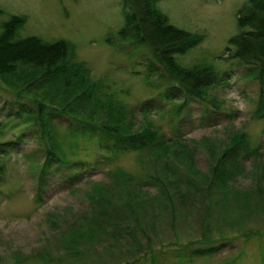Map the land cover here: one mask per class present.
Masks as SVG:
<instances>
[{"label":"rangeland","instance_id":"obj_1","mask_svg":"<svg viewBox=\"0 0 264 264\" xmlns=\"http://www.w3.org/2000/svg\"><path fill=\"white\" fill-rule=\"evenodd\" d=\"M156 1L168 23L202 36L176 61L223 74L203 98L170 80L147 47L120 38L123 0H0V28L20 15L18 37L66 40L73 59L85 63L98 91L82 117L99 124L125 118L132 130L152 124L169 144L126 141L120 149L110 134H91L56 116L70 169L50 171L41 189L38 170L49 142L37 103L60 107L62 93L44 87L33 95L31 87L17 95L0 77V264H264V93L254 65L234 58V46L226 49L246 0ZM235 139L242 144L233 145ZM221 164L222 178L215 175ZM194 173L210 181L208 215L195 211L199 200L181 208L177 190L196 180ZM116 204L126 210L110 209L95 223L103 207ZM112 224L133 228L140 246L115 241ZM205 236L222 247L192 256ZM147 248L153 252L141 251Z\"/></svg>","mask_w":264,"mask_h":264},{"label":"trees","instance_id":"obj_2","mask_svg":"<svg viewBox=\"0 0 264 264\" xmlns=\"http://www.w3.org/2000/svg\"><path fill=\"white\" fill-rule=\"evenodd\" d=\"M154 1L123 0L122 12L125 16L123 27L119 31L120 38L147 47L155 60L165 68L170 80L178 82L189 96L203 98L206 89L217 83L219 79L222 81L223 77L208 66L197 64L183 66L176 61V55L184 54L199 41L198 35L169 24L166 17L155 7ZM125 6L128 7V10L125 9ZM21 22L22 18L17 15L13 16L11 20L2 22L0 28V77L11 86V91L16 92L19 88L17 95L23 90H29L31 87L34 90L31 91L33 95L44 87L54 88L58 93H62L58 97L60 107L46 104L43 102L45 99L39 100L37 103L38 123L43 133L47 134L46 139L49 142L46 156L38 170L39 186L41 185L42 188L45 186V179L50 170H55L58 167L70 169L67 153L61 141L57 138V125L53 121L54 117L59 115L70 117L72 121L77 123V126L80 125V128L91 134H110L113 138V147L120 149L125 147L126 141H128V146L132 143L139 145V147L151 145L154 148H157L158 144L162 146L169 145L167 141L158 139L156 129L151 127L152 124L144 125L141 130H132L130 128L132 125L123 124L125 119L123 117L120 122L118 121L120 118L110 120V116H108L100 124L92 123V121L87 120L86 116L82 117L85 105L96 97L95 94L98 91L97 84L90 79V73L85 63L73 59L72 48L66 40L59 39L53 43L32 35L15 39V28ZM237 26L239 31L229 38L226 49L230 51V45L234 46L235 48L230 52L234 58L254 65L255 69L252 74L260 81L261 93L263 94L264 0H246L238 9ZM70 100L71 102L68 103ZM74 101H76L75 105ZM184 104H186V100L178 109H175V112L179 113ZM109 109L121 112L120 108L109 107ZM69 126L71 132H75V126ZM98 136L107 139L106 136ZM237 141L242 144L240 139ZM237 141L235 139L233 145L237 146ZM171 144H180V142L174 139ZM220 162L222 163V161ZM215 169L217 173L215 175L221 173L220 178L224 177L222 164L220 168L215 167ZM3 172V164L0 163V179ZM194 175L196 180L187 181L182 190H177V195L182 197L181 208L185 207L186 201H191L195 205L199 200L200 202L195 207V211H198V214L208 215L211 212L210 181L205 185V181L195 173ZM215 190H218V186ZM118 207H122L124 211L126 210L124 205L103 207L94 216L93 220L95 223L103 222L110 209ZM111 226L114 227L115 224ZM117 226L114 227L113 231L115 232L112 233L115 241L126 238V240H131L130 245L140 246L141 239L136 236L133 228H125L118 224ZM204 239L206 245L203 248L189 250L192 256L200 250L202 252H215L222 247V244H214L212 239L207 236ZM190 246L187 245V247ZM141 251L153 252L151 248ZM151 263L156 264L155 259H152Z\"/></svg>","mask_w":264,"mask_h":264},{"label":"bare ground","instance_id":"obj_3","mask_svg":"<svg viewBox=\"0 0 264 264\" xmlns=\"http://www.w3.org/2000/svg\"><path fill=\"white\" fill-rule=\"evenodd\" d=\"M14 34H15V39H16V38H20V37L17 36V32H14ZM22 37H23V36H22ZM37 38H39V37H37ZM40 39H41V38H40ZM18 90H19V88H17V91H18ZM15 93H16V92H15Z\"/></svg>","mask_w":264,"mask_h":264}]
</instances>
